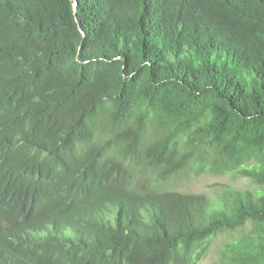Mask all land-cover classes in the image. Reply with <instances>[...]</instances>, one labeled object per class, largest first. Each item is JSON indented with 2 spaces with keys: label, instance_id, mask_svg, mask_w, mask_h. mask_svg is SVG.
<instances>
[{
  "label": "trees",
  "instance_id": "obj_1",
  "mask_svg": "<svg viewBox=\"0 0 264 264\" xmlns=\"http://www.w3.org/2000/svg\"><path fill=\"white\" fill-rule=\"evenodd\" d=\"M73 2L0 0V264H264V0Z\"/></svg>",
  "mask_w": 264,
  "mask_h": 264
},
{
  "label": "rangeland",
  "instance_id": "obj_2",
  "mask_svg": "<svg viewBox=\"0 0 264 264\" xmlns=\"http://www.w3.org/2000/svg\"><path fill=\"white\" fill-rule=\"evenodd\" d=\"M223 183H228L236 189H254L256 187V185L246 177H235L229 174L208 175L204 173L195 176L192 174L191 170H186L184 173L176 175L175 178L173 177L169 181L168 185L181 191L204 192L214 196ZM224 239H226V236H220L214 239L212 245L199 264H220L218 262V248Z\"/></svg>",
  "mask_w": 264,
  "mask_h": 264
},
{
  "label": "water",
  "instance_id": "obj_3",
  "mask_svg": "<svg viewBox=\"0 0 264 264\" xmlns=\"http://www.w3.org/2000/svg\"><path fill=\"white\" fill-rule=\"evenodd\" d=\"M73 6H74V10L76 11V6H77V0H73Z\"/></svg>",
  "mask_w": 264,
  "mask_h": 264
}]
</instances>
